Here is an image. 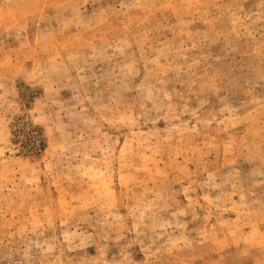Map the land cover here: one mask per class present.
Returning a JSON list of instances; mask_svg holds the SVG:
<instances>
[{
    "label": "rangeland",
    "instance_id": "1",
    "mask_svg": "<svg viewBox=\"0 0 264 264\" xmlns=\"http://www.w3.org/2000/svg\"><path fill=\"white\" fill-rule=\"evenodd\" d=\"M0 264H264V0H0Z\"/></svg>",
    "mask_w": 264,
    "mask_h": 264
}]
</instances>
